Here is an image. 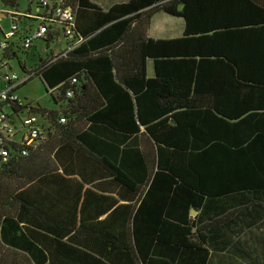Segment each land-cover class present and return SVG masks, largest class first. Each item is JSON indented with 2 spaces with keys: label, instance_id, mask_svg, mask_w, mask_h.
I'll use <instances>...</instances> for the list:
<instances>
[{
  "label": "trees",
  "instance_id": "1",
  "mask_svg": "<svg viewBox=\"0 0 264 264\" xmlns=\"http://www.w3.org/2000/svg\"><path fill=\"white\" fill-rule=\"evenodd\" d=\"M69 3L84 43L37 76L48 141L0 168V264H206L210 234H264V0ZM158 12L181 38L146 37Z\"/></svg>",
  "mask_w": 264,
  "mask_h": 264
},
{
  "label": "built area",
  "instance_id": "2",
  "mask_svg": "<svg viewBox=\"0 0 264 264\" xmlns=\"http://www.w3.org/2000/svg\"><path fill=\"white\" fill-rule=\"evenodd\" d=\"M69 1L34 0L33 8L30 1L26 10L20 11L18 6L8 7L0 0V168L10 157H29L53 133L50 115L30 102H19L16 94L37 78L43 68L66 58L84 43L75 35L76 12ZM2 22H8L5 32ZM61 41L65 42L63 50L58 48L53 53L52 46ZM37 44L42 48L34 55L36 62L31 68L21 66L18 55L28 56L32 49L38 48ZM15 60L21 68L20 75L10 66ZM55 123L65 122L60 118Z\"/></svg>",
  "mask_w": 264,
  "mask_h": 264
},
{
  "label": "rangeland",
  "instance_id": "3",
  "mask_svg": "<svg viewBox=\"0 0 264 264\" xmlns=\"http://www.w3.org/2000/svg\"><path fill=\"white\" fill-rule=\"evenodd\" d=\"M30 1L32 2L31 7L33 8L34 0H17V6L19 7L20 11L26 10ZM113 1L115 2L117 0H99L98 4L100 5V7H105L110 3H113ZM157 21H159V23ZM155 23H158V26L153 29L151 25L150 33L153 34V36H155L156 38L177 39L183 35L182 20L180 21L179 19L167 17L160 14L156 18ZM1 26L4 32L8 30V22H2ZM64 45V41L57 42L52 46L51 51L54 53L58 48L62 51ZM37 46L38 48L32 49L28 56L23 53H20L18 55L21 66H24L25 68H31L33 66V64L36 62L34 55L40 51L39 48H42L40 44H37ZM40 53L42 56L45 55L43 52ZM10 66L19 75L21 74L22 71L20 66L18 65L17 60H15L13 63H10ZM16 95L19 99V102L23 104L30 102L34 107L45 109L48 112H55L58 110V106L55 105L51 99L49 88L44 85L40 78H35L27 82L26 85L18 90ZM3 111L6 113L7 109Z\"/></svg>",
  "mask_w": 264,
  "mask_h": 264
},
{
  "label": "crops",
  "instance_id": "4",
  "mask_svg": "<svg viewBox=\"0 0 264 264\" xmlns=\"http://www.w3.org/2000/svg\"><path fill=\"white\" fill-rule=\"evenodd\" d=\"M91 3L97 5L101 10L107 11L112 5L125 3L128 0H117L113 1V3H110L109 5L105 7H100L98 4L99 0H89ZM167 16L161 12H158L153 15L152 19L149 21V27L147 31L146 37L148 39H160L153 36V34L150 33L151 25L154 28L158 26V23H155L156 18L159 15ZM171 17V16H167ZM176 18V17H171ZM180 21L183 19L176 18ZM183 32H184V22H183ZM183 36V35H182ZM181 36V37H182ZM180 37V38H181ZM173 39V38H172ZM178 39V38H177ZM160 40H166V39H160ZM154 62L153 60H147V66H146V73L148 78L154 77ZM155 98L152 99V104H155V99L157 98L156 95H154ZM192 213V212H191ZM192 216L195 215L191 214ZM244 232L241 233L240 240L236 245V248H232L233 246L228 245L231 243L224 242L225 239H214V236L217 235V237H223V232H214L213 234H210V239L207 241V250L209 252V257L207 258L206 264H261V262L264 263V245L261 246L262 239L264 238V234H262V231H256L254 227H244Z\"/></svg>",
  "mask_w": 264,
  "mask_h": 264
},
{
  "label": "water",
  "instance_id": "5",
  "mask_svg": "<svg viewBox=\"0 0 264 264\" xmlns=\"http://www.w3.org/2000/svg\"><path fill=\"white\" fill-rule=\"evenodd\" d=\"M191 214H194V211H192V213Z\"/></svg>",
  "mask_w": 264,
  "mask_h": 264
}]
</instances>
